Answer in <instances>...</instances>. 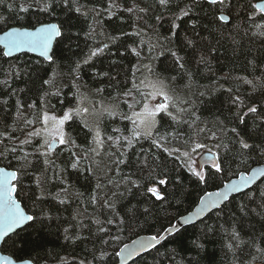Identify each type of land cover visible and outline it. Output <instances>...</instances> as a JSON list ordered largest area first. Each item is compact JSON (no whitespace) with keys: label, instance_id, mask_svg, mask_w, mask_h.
Wrapping results in <instances>:
<instances>
[{"label":"trees","instance_id":"obj_1","mask_svg":"<svg viewBox=\"0 0 264 264\" xmlns=\"http://www.w3.org/2000/svg\"><path fill=\"white\" fill-rule=\"evenodd\" d=\"M255 1L225 0L224 6H213L206 0H196L195 4L193 0H171L168 8H161L157 0H117L121 7L113 9L112 16L104 14L96 17L95 12L91 10L107 7L108 0H78L81 13L73 12L70 22L75 25L72 32H78L79 36L72 44L71 51L67 48L68 41H64L59 48L54 44L53 48L57 55L51 63L29 52H21L9 57L0 55V69H2L0 80H9L7 86L0 85V100H8L7 105H0V131L5 130L4 126L7 125L9 135L16 139H24L26 135L20 123H14L13 120L16 115V101L20 100L25 107L33 101L39 103L41 92L48 89L47 85L42 88V79L54 80L55 87L49 89L50 91L60 89V97H48L50 104L54 105L59 113L62 107L75 106L73 93L76 92V88L73 84H77L80 92L88 95L90 101H99L103 98L108 103L125 84L131 87L132 65L150 64L155 75L165 78L172 94L180 99L190 98L195 102L193 110L200 117L197 123L200 128L205 129V132L199 134V142L206 144L207 149L224 159L226 167L224 173L216 174L214 179L209 178L207 184L199 183L187 169L182 167V161H177L164 151V148L171 150L177 147L184 150V142L189 138H196V128L189 127L183 122H172L162 115L158 117V131L154 130L152 137L141 139L124 155L117 152L115 145L105 143L99 150L100 154L85 159L79 169L70 166L71 158L68 151L70 146L57 145L53 159L58 166L56 170L63 169V183L60 180L51 181L45 188L51 193H57L60 188H68L67 202L61 205L51 198L36 200L40 189L37 188L35 178L41 175L43 158L33 154L29 156V160L33 161L35 167L30 169L29 176L23 178L19 198L31 213L38 216L42 208L50 213L51 218L45 219L43 226L36 225L28 229L27 234L21 233L27 235L30 242L17 252L19 257L32 259L36 264H80L82 260L85 264H114L117 260L115 252L123 243L139 234H160V231L171 224L177 216L191 210L204 192L218 188L240 171L248 170L251 166L264 161V156L258 151H252L247 153L246 162L240 165L236 160L235 149L229 152L222 146L217 147L227 143L226 138H210L212 132L218 130L217 118L223 120L230 115L232 97L239 95L248 105L264 106V76H262L264 37L256 34L264 30L256 27V25L264 26V18H262L264 14L256 12L251 7ZM11 2L12 0H6V3ZM16 2L19 3L20 0ZM133 4L137 9L144 8L146 11L143 13L138 10L131 13L124 11ZM186 7H191L188 15L179 20L175 19L180 10ZM84 12L89 14L84 16ZM221 13L226 14L229 20L220 21L218 17ZM0 15L7 18V24L0 23V30L14 24L30 27L40 22L60 23L68 19L59 9L56 10L55 15H48L32 8L26 13H20L23 18L17 19V13H9L7 7L3 6L0 7ZM157 17L160 19L158 20ZM96 20H99L98 24H95ZM193 21H195L194 29ZM173 23L179 25L175 30L176 35L172 34ZM90 24H94L95 30L94 34L88 37L85 33L89 32ZM134 30L140 31V35H120L132 33ZM186 35L195 41L194 48L184 46ZM113 36H119L120 39L113 43L110 39ZM165 37L169 39L166 40ZM103 44H108V49L95 58L94 68L97 71L108 72L109 76L94 77L92 68L81 65L79 79L74 80L72 69L75 67V62L84 59L90 49ZM130 45L137 47L141 54L139 57L128 51ZM166 49L176 50L179 55L185 57L187 63L184 69H180L175 64ZM0 52H2L1 46ZM121 52L123 56L120 55ZM202 53L207 57V65L197 63ZM253 60L257 65L256 68L249 63ZM10 66L20 70L21 74L18 78L5 74ZM141 76L137 74L138 78ZM111 77L116 79H110ZM238 77L253 80L255 88L244 83L242 79H237ZM97 88H103V93L91 94ZM228 89L232 91L229 92ZM61 99L65 101L63 105L60 103ZM125 105L121 98L118 111L127 112ZM183 120L190 118L184 116ZM248 122L251 127V117L248 118ZM237 124L238 122L235 121L230 122L227 127H236ZM89 126L91 127L90 123ZM126 127L130 128L131 124L121 120L119 116H105L100 124L103 137L119 135L120 133H113L112 130L115 128L124 130ZM239 127L243 129V125ZM66 131L80 146L79 149L72 148V151H77L83 156V150L94 147L91 144L93 133L83 126L80 118L70 121ZM122 134L129 135L127 131H123ZM227 135L233 134L228 132ZM160 136H166V139L161 141V147H156L152 141ZM38 140L39 138H36L33 145L27 146L25 150L32 152L39 143ZM259 142V140L255 141V143ZM13 145V140L5 139L0 145V151ZM110 153H113L111 159H109ZM118 159L125 160V163L117 168L114 166V161ZM145 159L148 160L150 168L154 169L153 176L168 180L166 185H156L167 197L164 201H156L150 194H146L147 187L153 185V182L149 180V168H144L141 164ZM10 162L14 167L16 166V161L11 155L7 159L0 158V165L7 166ZM89 167L94 171L88 172ZM52 175V170H49L47 173L49 179ZM126 178L138 183H126ZM97 184L102 187L97 188ZM261 187H264V176L252 185V190ZM93 195L98 196L95 205L90 202ZM105 199L114 203L115 213L102 207ZM241 202L247 204V214L239 211ZM259 203V197L256 201L249 202L240 193L232 195L220 206L223 212L220 213L219 218L217 217L219 209L212 210L197 222L185 225L171 236H167V241H161L162 246L157 245L136 256L128 264H264V252L257 251L264 249V244L261 243V239L264 238L262 237L264 218L258 215L264 212V209L259 207ZM76 214L79 215L73 219ZM120 217L126 221L123 230L117 228L115 224H105L103 226L109 229L107 234L97 233V226L92 223L96 218L104 221L108 218L118 220ZM81 224L86 227H81ZM208 227L213 228V231L209 232ZM233 227L239 232L243 243L236 247L233 242V250H229L225 244ZM65 228H68L67 235L79 236L80 239H65ZM225 229L228 230L227 233ZM116 235H119V240L112 241L110 237ZM98 236L109 241L103 247L107 255L102 261L94 258V251L95 256L98 257L101 249ZM193 241L203 247L196 248ZM0 249H5L4 252L10 254L13 251L11 241L7 244L1 243Z\"/></svg>","mask_w":264,"mask_h":264},{"label":"snow or ice","instance_id":"obj_2","mask_svg":"<svg viewBox=\"0 0 264 264\" xmlns=\"http://www.w3.org/2000/svg\"><path fill=\"white\" fill-rule=\"evenodd\" d=\"M207 2L213 6L225 5V0H207ZM195 3L196 0H193V4ZM157 4L161 8H168L171 4V0H157ZM3 6L7 7L9 13H17V19L23 18L19 15L20 13H26L32 8L48 15H55L56 10L59 9L68 17V19L62 20L60 23L41 22L38 26L33 25L30 28L11 27L9 30L4 31L3 35L0 36V44L3 45V50L0 52V55L3 57H9L13 52L27 50L29 52L38 53L40 57H43L44 60L51 63L54 62L57 55L56 50L53 48L54 44L59 48L60 45L64 44V41H68L67 48L71 51L72 44L78 39L79 33L72 32L75 25L70 22L73 12L81 13V6L78 0H20L19 3H17L16 0H12L11 3H6V0H0V7ZM120 7L121 5L117 3V0H108L107 7L92 9L91 11L95 12L96 17H100L104 14L110 17L114 14L112 10ZM251 7L256 12L264 14V3L252 4ZM134 10H138L141 13L146 11L144 8L137 9L135 4H133L132 7L124 9V11L129 13ZM190 11L191 7L181 9L179 15H177L175 19L179 20L181 17L187 16ZM88 14V12L83 13L84 16ZM157 19L159 20L160 17H157ZM218 19L220 21H228L229 17L221 14ZM0 23L7 24V18L0 15ZM98 23L99 20H96L95 24ZM256 27L258 29L264 28L262 25H256ZM178 28V24H172L173 35L177 34L175 30ZM194 28L195 21H193V29ZM94 30V24H90L89 32L85 33V36L90 37L94 34ZM256 34L264 37V30ZM120 35L138 36L140 35V31L134 30L132 33H121ZM110 39L115 43L120 37L113 36ZM165 39L168 40L169 38L165 37ZM184 41L186 42L184 45L185 47H195V41L189 36L186 35ZM106 49H108V44H103L102 46L98 45L90 49L89 54L84 59L77 60L75 62V67L72 69L73 79H79L78 73L81 71V65H87L92 68L94 77H108V72L97 71L94 68L95 58H98ZM166 50L169 51L170 55L173 57L175 64L180 69H184L187 63L185 57L179 55V52L176 50ZM180 50L182 51L183 49ZM128 51L137 57L141 55L135 46L130 45ZM120 55L123 56V53L121 52ZM37 63L39 64V61H37ZM113 63L116 62L113 61ZM197 63L207 65L208 61L206 55L202 53ZM249 63L253 68L257 67L254 60L249 61ZM0 71H2V69H0ZM138 73L143 76L142 79L137 77ZM5 74L18 78L21 73L18 68L10 66ZM262 76H264V72H262ZM110 79H116V77H111ZM172 79H175V77H172ZM237 79H242L244 83L253 85L255 88L253 80H249L247 77H238ZM8 84V79L0 80V85L7 86ZM45 85L48 86V89H44L41 92L39 103L33 101L25 107L20 100L16 101V115L13 117V120L14 123L19 122L26 131L24 139H16L14 136L9 135L7 125L4 126L5 130L0 131V145L4 143L5 139L14 141L12 147H5L4 151H0V158L7 159L9 155H11L12 159L16 161L15 167L11 162L6 167H0V243L7 244L11 241L13 249L10 254H0V264H36L32 259H23L17 255V252L22 250L30 242L27 235H21V233L27 234L28 229L36 225L43 226L44 220L51 218L50 213L42 208L38 216L31 213L27 210V205L23 204L19 198L20 192L22 191L23 178L29 176L30 169L35 167L33 161L29 160V156L33 154L43 158V168L40 170L41 175L35 178L37 188L40 189V194L36 196V200L43 201L47 198H51L63 205L67 202V187L60 188L57 193L47 192L45 188L51 181L60 180V182L63 183V169L57 171L56 169L58 166L53 159L54 150L57 148V145L70 146L68 148L71 158L70 166L73 169H79L85 159H91L93 155H99V150L105 143L115 145L117 152L120 155H124L128 149L134 148V145L141 139L152 137L154 135V130L158 131V117L164 115L172 122H183L189 127H195L197 130L195 139L189 138V140L184 142V150H181L180 147L171 150L164 148V151L167 152L169 156H173L177 161H182V167L187 169L201 184H207L209 178L214 179L216 174H221L226 171L225 161L220 158L218 154L209 153L208 155L202 156V162L199 164L193 159V156L198 150H203L207 147L206 144L199 142V134L205 132V129L200 128L197 123L200 117L197 116L193 110L195 102L190 98L180 99L174 94H170V89L165 82V78L155 75L150 64H140L139 66L132 65L131 87L125 84L124 88L118 92L115 97H111V102L108 103H106L103 98L99 101H90L89 96L80 92V88L77 84H73V87L76 88V92L73 93V99L76 101L75 106H69L67 108L62 107L59 113L55 106L50 104L48 97H60V89L56 88L55 91L49 90L55 87L52 78L42 79V88ZM103 91V88H97L91 94L99 95L103 93ZM228 91L231 92L232 89H228ZM201 95H203V93H201ZM137 97H139V99H137ZM121 98H123V103L127 105L128 112L118 111ZM129 99L132 101L131 103L128 102ZM60 103L63 105L65 101L61 99ZM7 104V99L0 100V105ZM97 104L99 107H97ZM229 113L230 115L223 120L217 118L218 130L213 131L211 134L210 138L220 139L224 137L227 139V143H222L221 145H217V147L219 148L222 146L229 152L235 149L236 160L240 165L246 162L245 157L248 152L258 151L261 156H264V106H258V104L248 105L239 95H236L231 98ZM105 116H119L121 120L129 122L131 127H126L124 130L115 128L112 130L113 133H120L119 135L103 137L100 124L102 118ZM184 116L189 117L190 120H183ZM89 117H95V123L91 127L89 126ZM249 117H251L252 120L251 127H249ZM75 118H80L83 126L87 128L89 132L93 133L91 144L94 145V147L83 150V156L79 155L77 151H72V148L79 149L80 146L76 144L75 140H73L71 135L66 131L69 122L74 121ZM234 121L238 122L237 126L228 128L227 124ZM36 125L40 126L36 127ZM240 125H243V129H240ZM123 131H127L129 135H123ZM228 132L233 135L228 136ZM36 138H40L42 142L38 143L33 148L32 152L26 151L25 148L27 146H32ZM165 139L166 136H160L152 142L156 147H161V141ZM256 140L260 142L255 143ZM112 154L113 153L109 154V159H111ZM124 163L125 160L118 159L114 161V166L118 168L119 165ZM141 164L144 168H149V180L153 182V186L147 187L146 194H150L156 201L166 200L167 197L162 194L160 188L156 185H166L168 180L166 178L153 176L152 172L154 169L150 168L147 159L141 161ZM206 165H209V167L206 168ZM49 170L53 172L50 179L47 176ZM87 171L91 173L94 170L89 167ZM257 173L264 176V169L257 168L252 170L251 173L247 170L240 171L239 178L230 179L229 182L224 185L223 191L205 192L204 195L199 198L200 203L195 211L183 218V223L190 224L195 218H199L211 212L213 209H219L217 212V217L219 218L220 213L223 212V208H221L220 205L223 201L229 199V193H240L244 195L249 202H254L257 197H259V207L264 209V187L257 188L255 191L252 190V185L257 179ZM125 182L131 184L138 183L137 181H132L130 178H126ZM109 183H112V181H109ZM100 187L102 186L97 184V188ZM90 202L95 205L98 202V196L93 195L90 198ZM102 207L115 213V205L108 199L104 200ZM246 209L247 204L241 202L239 211L247 214ZM78 215L79 214L74 215L73 219H76ZM258 215L264 218V212H260ZM92 223L97 226V233L107 234L109 229L103 225L115 224L117 228L123 230L126 221L123 217H120L118 220L115 218H108L104 221L96 218L92 220ZM80 226L86 227V225L82 224ZM207 230L211 232L213 228L208 227ZM164 231L168 236L172 235L170 229H165ZM64 232L65 239H80L79 236L72 237L67 235L68 228H65ZM225 232L227 233L228 230L225 229ZM262 237H264V234H262ZM97 238L100 239L101 249L99 250L98 257L95 256L94 251V258L102 261L105 255H107V253L103 251V247L108 244L109 241H105L99 236ZM110 239L112 241H118L119 235L111 236ZM161 241H167V236L156 234L147 239L136 240L132 242L131 248L125 244L120 251L115 252V256H127L131 258L139 254V252L161 245ZM233 242H235L236 247H238L240 243H243L235 227H233L228 234V242L225 244V247L229 250H233ZM261 243L264 244V238L261 239ZM193 244L196 248L203 247V245L197 244L196 241H193ZM4 251L5 249H0V253ZM257 251L264 252V249H257ZM80 264H85V262L82 260Z\"/></svg>","mask_w":264,"mask_h":264},{"label":"water","instance_id":"obj_3","mask_svg":"<svg viewBox=\"0 0 264 264\" xmlns=\"http://www.w3.org/2000/svg\"><path fill=\"white\" fill-rule=\"evenodd\" d=\"M206 1H207V0H206ZM256 3H264V0H256L254 4H256ZM221 14L226 15V14H224V13H221ZM221 14H220V15H221ZM226 16H227V15H226ZM47 22H51V21H46V22H44V23H47ZM52 22H55V21H52ZM40 23H41V22H40ZM55 23H57V22H55ZM38 24H39V23H38ZM38 24H36V26H38ZM11 27L22 28V27H29V26H19V25H15V24H14V25H11V26H8L7 28H5V29H3V30H0V36L3 35V32H4V31L9 30V28H11ZM30 27H31V26H30ZM30 27H29V28H30ZM0 46H1L2 50H3V45L0 44ZM21 52H29V51H27V50H22V51H20V52H13V54H12L11 56H13V55H15V54H18V53H21ZM29 53L39 56L38 53H34V52H29ZM40 58H41V57H40ZM42 58H43V57H42ZM209 153L215 154V153H213V151H211V150H204V151H202V152L198 155V157L196 158L197 163H198V164L201 163V162H202V161H201V157L204 156V155H208ZM206 166H209V165H206ZM0 167H6V166L0 165ZM257 168L264 169V161L261 162V163H257V164H255V165L251 166L247 171H248L249 173H251L252 170L257 169ZM262 177H263V176H262L260 173H257V179H256V181L254 182V184H255L259 179H261ZM238 178H239V173H238L236 176H233V177L229 178L228 180H226V181H225L221 186H219L218 188H216V189H212V190H209V191H206V192L223 191V190H224V185H225L226 183H228L230 179H238ZM245 191H246V190H245ZM204 193H205V192H204ZM204 193H203L202 195H204ZM236 194H238V193H229V198H230L232 195H236ZM202 195H201V196H202ZM201 196H200V197H201ZM224 202H226V201H223V202L221 203V205H222ZM199 203H200V201H199V199H198L197 204H195L191 210H189L188 212H186V213H184V214H181V215L177 216V217L172 221L171 224L167 225L164 229H162V231H160V235H162V236H168L167 233H165V231H164L165 229H170L171 232H172V234H173V233L176 232L179 228H181V227H183V226H185V225H188V224H184V223H183V218H184L185 216L189 215L190 213L194 212L195 209L197 208V206L199 205ZM221 205H220V206H221ZM213 210H214V209H213ZM208 213H209V212H208ZM206 214H207V213H206ZM206 214H205V215H206ZM203 217H204V215L201 216V217H199V218H195V219L193 220L192 223L197 222L198 220H200V219L203 218ZM192 223H190V224H192ZM152 235H155V234H139V235H136V236H134L133 238H131L130 240H128V241H126L125 243H123V244L118 248L117 251H120V250L124 247L125 244H127V245L131 248V246H132V242H133V241L140 240V239H147V238H149V237L152 236ZM0 248H1V243H0ZM150 249H152V248H149V249H147V250H145V251L139 252V254L134 255V256H132L131 258H128L127 256H121V257H117V256H116V257H117V260H116V262H115L114 264H128V263L131 262L134 258H136V256L141 255L142 253H144V252H146V251H149ZM0 254H7V253L2 252V253H0ZM26 259H27V258H26Z\"/></svg>","mask_w":264,"mask_h":264},{"label":"rangeland","instance_id":"obj_4","mask_svg":"<svg viewBox=\"0 0 264 264\" xmlns=\"http://www.w3.org/2000/svg\"><path fill=\"white\" fill-rule=\"evenodd\" d=\"M142 78H143V76L140 77V79H142ZM170 94H172V93L170 92ZM137 99H139V97H137ZM128 102L131 103L132 101L129 99ZM125 106H126V108H127V105H125ZM97 107H98V105H97ZM121 109H123V107H121ZM126 111L128 112V108H127ZM88 119H89V123H90V125L92 126V125L94 124V122H95V118L92 119V117H89ZM91 120H94V122H92ZM39 126H40V125H39ZM39 126H38V127H39ZM38 142H39V143L42 142L40 138H39ZM204 150H209V149L205 148V149H203V150H198V152L193 156V159L196 160L197 156H198L202 151H204ZM55 152H56V149L54 150V155H53V156L56 155ZM151 186H153V185H151ZM151 186H150V187H151Z\"/></svg>","mask_w":264,"mask_h":264},{"label":"bare ground","instance_id":"obj_5","mask_svg":"<svg viewBox=\"0 0 264 264\" xmlns=\"http://www.w3.org/2000/svg\"><path fill=\"white\" fill-rule=\"evenodd\" d=\"M198 157V156H197Z\"/></svg>","mask_w":264,"mask_h":264}]
</instances>
